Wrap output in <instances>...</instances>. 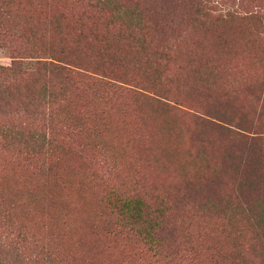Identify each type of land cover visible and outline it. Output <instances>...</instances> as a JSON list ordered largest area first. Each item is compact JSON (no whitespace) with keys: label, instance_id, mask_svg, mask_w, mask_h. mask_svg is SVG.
Returning a JSON list of instances; mask_svg holds the SVG:
<instances>
[{"label":"rangeland","instance_id":"1","mask_svg":"<svg viewBox=\"0 0 264 264\" xmlns=\"http://www.w3.org/2000/svg\"><path fill=\"white\" fill-rule=\"evenodd\" d=\"M116 2L132 20L128 26H143L132 33L123 26L122 37L116 33L117 38L100 45L112 48L116 65L126 73L117 82L126 89L117 113L100 137L84 134L71 140L75 149L88 145L94 151L66 156L59 150L50 156V168L60 179L48 189L38 187L39 172L26 169L20 158L10 163V152L0 151V200L16 206L28 227L49 225L54 246L73 264H149L137 244L125 246L110 236L104 198L110 191L132 194L144 188L168 197L173 206L184 196L186 215L164 235L172 256H160L151 264H177L178 252L184 254L187 246L215 242L224 250H236L220 264H264V219L257 218L264 180L256 177L258 172L249 178L247 170L260 150L261 140L254 139L264 138V26L251 17L257 10L264 12V0L247 1L244 11L229 6L228 0ZM201 3L206 10L198 13ZM84 8L79 14L95 19ZM227 8L237 17L226 18ZM110 19L107 15L106 23ZM9 42L0 38V66L18 61L23 71L32 72L38 61H48ZM132 45L143 47L134 59ZM35 85H26V91L37 93ZM225 112L240 114L249 124L240 128L224 123ZM99 161L112 173H105ZM240 191L252 194L235 210L238 222L231 227L227 205L238 199L232 208L238 206ZM257 194L258 208L252 212ZM215 231H222L220 240L206 237Z\"/></svg>","mask_w":264,"mask_h":264},{"label":"trees","instance_id":"2","mask_svg":"<svg viewBox=\"0 0 264 264\" xmlns=\"http://www.w3.org/2000/svg\"><path fill=\"white\" fill-rule=\"evenodd\" d=\"M229 1V6L244 11L247 1L255 3L260 0ZM90 2L0 0V38H9V43L18 45L22 51H31V55H43V59H48L38 61L32 72L23 71L18 61H13L8 67L0 66V151L10 152V163L20 158L26 169L39 172L40 176L36 174L38 187L48 189L50 184L60 179L50 168V156L54 153L62 150L68 156L94 151L95 148L88 145L75 149L72 146L75 142L71 140L80 139L84 134L95 139L100 137L110 117L117 113L122 104V94L126 92L117 83L126 73L116 65L112 48H102L100 45L109 37L117 38L122 27L128 26L132 20H127V14L122 12L124 6H120L116 0L98 2L96 5ZM204 5H199L198 13L206 10ZM83 6L96 14L95 19H86L79 14L78 9ZM227 12L226 18L237 17L236 13ZM159 13L155 12V15ZM107 15L112 17L108 23ZM131 16L134 21L136 18ZM251 17H256L264 26L262 10L252 12ZM141 23L138 21L139 25ZM128 28L131 33L139 29L130 25ZM100 32L103 35L99 37ZM132 49L134 54L137 53L134 59L143 47L132 45ZM26 85H35L34 88L39 91H26ZM222 117L224 123H237L236 127L244 128L249 124L240 114L231 116L225 112ZM254 140H261L260 150L249 160L247 170L250 171L249 178L258 172L256 177L264 180V152H260L264 151V138ZM254 146L255 143L252 144ZM97 165L104 168L105 173H112L102 162L99 161ZM143 189L134 190L132 194L110 191L103 203L111 218L110 236L125 246L137 244L140 255L150 259L151 264V260L159 262L160 256H172L168 254L164 235L172 233L178 219L186 215L183 212L185 197L175 200L172 206L168 197ZM251 194L240 191L241 202L238 206L232 208L238 199L227 205L231 213L227 225L232 227L238 222L235 210L241 209L245 196ZM258 195L252 197V212ZM3 204L4 199L0 200V250L6 256L0 257V264H73L61 253L60 247L54 246L53 234L48 233L49 225L38 230L34 226L28 227L16 214V206ZM258 205L257 218L262 215L261 219H264V198ZM187 229L192 231L190 225ZM218 232L222 231L210 232L206 237L220 240ZM184 252H178L177 264H220L232 258L231 254H235L236 250H224L215 242L202 243L200 248L187 246Z\"/></svg>","mask_w":264,"mask_h":264}]
</instances>
